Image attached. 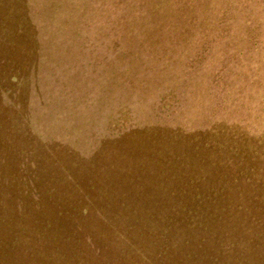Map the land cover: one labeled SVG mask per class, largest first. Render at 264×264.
I'll return each instance as SVG.
<instances>
[{"label": "rangeland", "instance_id": "obj_1", "mask_svg": "<svg viewBox=\"0 0 264 264\" xmlns=\"http://www.w3.org/2000/svg\"><path fill=\"white\" fill-rule=\"evenodd\" d=\"M260 137L264 0H0V264H209Z\"/></svg>", "mask_w": 264, "mask_h": 264}, {"label": "trees", "instance_id": "obj_2", "mask_svg": "<svg viewBox=\"0 0 264 264\" xmlns=\"http://www.w3.org/2000/svg\"><path fill=\"white\" fill-rule=\"evenodd\" d=\"M261 138H258V140ZM258 149L259 151L256 150L254 154L255 158L259 159V162L258 166L256 164L252 179L245 176V171H242L243 183L235 188L239 199L233 202L230 197H233L234 191L227 188L225 190L227 200L225 204L218 206L219 211H226V214H231L234 210L240 212L241 216L234 218V225L242 229L243 233L229 235L232 237L224 238L225 243L224 240L221 241L220 239L212 242L213 231H208V234L204 236H195L196 240L211 244V246L204 248V252L210 255L209 264H230L233 261L254 264L250 257L254 258V260H257V256L264 258V138L262 141L259 140ZM239 151H242L241 154L244 159H247V154L244 150L239 149ZM212 191L216 193V191ZM219 218L221 219V216L213 220H206V223H216L219 228L220 225H217ZM190 224L193 227L199 226L196 225L198 224L197 218H191ZM244 243L245 246L241 247ZM241 249H244L243 254L246 251L245 258L240 253Z\"/></svg>", "mask_w": 264, "mask_h": 264}]
</instances>
